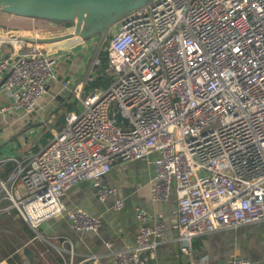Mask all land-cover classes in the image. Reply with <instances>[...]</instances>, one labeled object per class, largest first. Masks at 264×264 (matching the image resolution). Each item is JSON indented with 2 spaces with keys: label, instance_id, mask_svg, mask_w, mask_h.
Segmentation results:
<instances>
[{
  "label": "built area",
  "instance_id": "obj_1",
  "mask_svg": "<svg viewBox=\"0 0 264 264\" xmlns=\"http://www.w3.org/2000/svg\"><path fill=\"white\" fill-rule=\"evenodd\" d=\"M116 24L98 39L108 42L110 85L82 97L64 81L82 108L38 151L0 160L15 163L0 177V214L16 208L33 228L66 215L76 231H96L101 218L66 210L62 196L80 182L101 200L115 196L102 182L114 164L157 153L152 198L165 203L175 188L185 253L198 236L264 222V0H154ZM58 59L41 44L0 56L11 98L0 115L35 113ZM136 215L135 245L116 253L119 264H152L166 237L161 217ZM225 264L252 260L236 254Z\"/></svg>",
  "mask_w": 264,
  "mask_h": 264
},
{
  "label": "crops",
  "instance_id": "obj_2",
  "mask_svg": "<svg viewBox=\"0 0 264 264\" xmlns=\"http://www.w3.org/2000/svg\"><path fill=\"white\" fill-rule=\"evenodd\" d=\"M32 37L40 38L41 42ZM98 39V36L81 38L74 35L71 24L51 21L38 28L35 18L16 16L0 9V56L17 54L34 44H41L47 53L59 56L58 79L49 82L37 111L30 115H0V160L25 158L35 151L34 146H42L43 127H47L51 135L52 129L61 128L57 119L67 111L68 103L80 102L76 94L64 86V81L81 86L82 97L86 95L85 85L94 79V66L98 64L95 62L101 50ZM9 103L11 98L0 83V106ZM30 124L31 128L22 133V128ZM34 133L38 136L36 139L25 140L24 136ZM156 157L157 153H152L145 159L116 162L102 180L116 188L115 196L101 200L97 188L88 182L74 185L62 196L66 210L82 209L101 218L102 224L96 231H76L66 215L44 220L33 228L16 208L1 213L0 264H11L10 260L16 255L19 256L17 264H119L116 253L135 245L139 231L138 208L151 219L161 217L166 224V237L157 248L152 264H225L236 254L249 257L252 264H264V252L257 250L244 254L247 242L239 236L238 229L198 236L193 241L191 255L185 253L182 250L184 242L176 229L175 188L165 203L155 202L152 198L155 176L152 161ZM8 162L13 161L0 163V171ZM119 200L123 206L116 209Z\"/></svg>",
  "mask_w": 264,
  "mask_h": 264
},
{
  "label": "water",
  "instance_id": "obj_3",
  "mask_svg": "<svg viewBox=\"0 0 264 264\" xmlns=\"http://www.w3.org/2000/svg\"><path fill=\"white\" fill-rule=\"evenodd\" d=\"M154 0H0V9L20 17L69 22L81 38L102 37L119 19ZM16 36V34H13ZM40 41V38L32 37ZM117 123L128 124L118 112Z\"/></svg>",
  "mask_w": 264,
  "mask_h": 264
},
{
  "label": "trees",
  "instance_id": "obj_4",
  "mask_svg": "<svg viewBox=\"0 0 264 264\" xmlns=\"http://www.w3.org/2000/svg\"><path fill=\"white\" fill-rule=\"evenodd\" d=\"M35 20H36V24H37L38 28H42L47 23L51 22L49 20H45V19H41V18H35ZM57 23H65V22H57ZM66 23L71 24L69 22H66ZM106 43L108 44V42H106ZM107 44H106V46H107ZM106 46H104V48H102L99 51V54H98L99 64H96L94 66V72H95L94 79L92 81L87 82V84L85 85L84 92L86 95L90 94V92L95 91L97 89H104V88L108 87L114 79V72L109 70V58H108V51L106 49ZM77 104H78L77 101L68 103L67 111L79 109ZM67 111L63 112L58 117L57 125L59 127H62L64 125L65 114ZM30 128H31V124H30V126L27 125V126L23 127L21 132L22 133L27 132L28 129H30ZM50 137H51V133L49 132V130L45 129L44 133H43V137L41 138V145L42 146L45 145L48 142V140L50 139ZM35 147H36V149H34L35 151H38L40 149L39 148L40 145L39 146L36 145V146H34V148ZM14 166H15L14 162H8L6 164V166H4L2 168V171H0V177L2 179L7 178L8 174L13 170ZM240 230H241V228H240ZM244 254H247V253L245 252ZM18 257L19 256L16 255L14 257V259H11L10 260L11 264H17L16 259H18Z\"/></svg>",
  "mask_w": 264,
  "mask_h": 264
},
{
  "label": "rangeland",
  "instance_id": "obj_5",
  "mask_svg": "<svg viewBox=\"0 0 264 264\" xmlns=\"http://www.w3.org/2000/svg\"><path fill=\"white\" fill-rule=\"evenodd\" d=\"M63 25H69L67 23H60ZM118 24L114 26L116 28ZM99 45L100 41L98 42ZM106 42L102 43L101 49L106 46ZM79 102V101H78ZM78 108H80V102L78 103ZM39 125H37L38 127ZM47 128V127H46ZM43 127V129H46ZM44 130L42 131V134L44 133ZM37 131V130H35ZM38 137L35 133L30 135V136H24L25 140H31V139H36ZM239 236L243 237L246 239L247 242V249H245V252L248 251L249 249L251 250H258L261 252H264V222L258 223V224H253L250 226L242 227L241 230L238 229Z\"/></svg>",
  "mask_w": 264,
  "mask_h": 264
},
{
  "label": "flooded vegetation",
  "instance_id": "obj_6",
  "mask_svg": "<svg viewBox=\"0 0 264 264\" xmlns=\"http://www.w3.org/2000/svg\"><path fill=\"white\" fill-rule=\"evenodd\" d=\"M247 248H248V247H247ZM247 248H246V249H247ZM255 251H257V250H256V249H255V250H251V249H249L248 251H246V253H247V254L250 253V252H251V253H254Z\"/></svg>",
  "mask_w": 264,
  "mask_h": 264
}]
</instances>
